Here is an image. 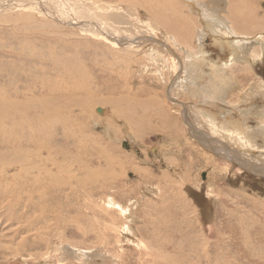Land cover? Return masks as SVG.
Wrapping results in <instances>:
<instances>
[{
	"label": "rangeland",
	"instance_id": "obj_1",
	"mask_svg": "<svg viewBox=\"0 0 264 264\" xmlns=\"http://www.w3.org/2000/svg\"><path fill=\"white\" fill-rule=\"evenodd\" d=\"M91 1L70 0V3L80 2L88 8L95 7ZM178 1L168 0L170 6H159L163 20H176L171 18L172 12L175 16L191 17L190 10L194 7H189V4H194L201 16L208 17L216 31H221L222 44L216 41L221 35L204 33L202 38L196 29H192L190 37L184 41L183 38L177 40L179 31L170 33L160 23L156 22V25L147 15L152 14L149 10L130 3V0H104L100 10L122 13L128 21L131 20L132 26L136 27L134 30L129 23L109 25L117 28L122 37L131 38L136 34L140 44H119L104 36L85 34L74 26L45 16L33 6L0 11V90L24 92L28 85L40 90L36 87L40 82L33 79L29 83L27 78L42 77L49 65L42 66L46 69L33 68L39 64L34 59L36 55L42 57L45 54L42 57L44 61H55L59 66L64 65L67 58H79L91 64L82 69L90 70L102 93L120 83L109 78L118 70L126 77L122 85L126 95L135 98L137 94L140 100L154 97L162 104L161 109L148 112V117L153 116L151 123L158 124L164 118L168 120L165 129L157 127L140 137L132 136L125 119L113 118L108 105L95 104L92 119L89 118L87 123L89 132L85 134L97 143L91 147V160L88 162L94 161V166L100 159L103 161L101 151L107 146L109 153L114 151L116 159L126 160V172L123 175L115 172L118 179L110 185V192L99 194L94 199L85 197L84 192L80 195L68 193L70 190L65 195L76 208L92 200L106 215L97 213L98 217H93V214L85 212L78 216L70 212L64 216L65 221L60 228V224H55L52 207L48 212L50 233L41 230V225L33 231H23L18 223L4 220L8 212L4 205L15 207L16 215L24 214L25 221L32 227L36 215L32 207H36L33 205L37 200L35 198L28 204L26 194L10 195L4 199L3 205L0 204V264H264V45L261 44L264 42V26H258L259 33L253 36L240 38L234 31H231L233 35H226L225 22L230 11H222L220 6L216 9L217 0H210L212 3L189 0L184 1V5L180 2L179 5ZM228 2L219 1L226 8L230 6ZM263 4L264 0H247L239 8L264 19ZM214 11L219 16H228L226 19L223 16L224 20L219 23L214 19ZM203 18L200 21L205 23ZM227 41L231 45L226 46ZM240 47L247 48L248 52H257V55L251 60H235L234 55L239 54L236 48ZM202 58L206 59L204 63L208 66L198 68L199 71L194 62H203ZM94 61L97 66L93 65ZM126 116L132 118L131 115ZM235 121L237 124L233 126ZM239 124L242 129L237 130ZM159 125L163 124L160 122ZM72 133L69 130L68 136ZM73 137L76 136L72 134ZM189 146L205 157L198 165L191 166L185 160L192 158ZM134 167L147 171V178L153 179L146 182L147 179L142 178ZM163 174L169 175L172 183L178 185L190 211L171 194L178 195L175 191L178 189L169 196L164 195L165 185L158 184ZM3 187L7 190L14 185ZM16 199H21L17 207L14 206ZM146 205L152 208L147 210ZM169 206L177 215L170 218L173 225L170 230L175 228L171 233L159 231L153 222L167 213ZM146 213L148 216L144 218ZM84 215H89L93 224L82 220ZM77 220L81 222L82 233ZM188 221L193 230L187 227ZM47 233L49 235L39 243L33 241ZM23 239H28L29 243L19 248Z\"/></svg>",
	"mask_w": 264,
	"mask_h": 264
},
{
	"label": "bare ground",
	"instance_id": "obj_2",
	"mask_svg": "<svg viewBox=\"0 0 264 264\" xmlns=\"http://www.w3.org/2000/svg\"><path fill=\"white\" fill-rule=\"evenodd\" d=\"M184 1L189 2V0H179L178 3L180 2L184 5ZM194 1H198L199 3H209L210 0ZM219 1L220 0H217L216 9L218 8V6H220L221 8H223L222 11H227V9H229L230 11L228 18V15H223L225 19L227 18V21L225 20V23H227L228 26L225 25L226 29H223L225 31L223 32L226 35H233L231 31H234L235 36L238 35L237 37L240 38L245 36H253L259 33L257 32L258 26H264V19H259L257 17L251 16L249 12H247V10H245L244 8L243 10H240L239 7L244 6L247 0H229V8H226V5L223 6L222 4H220ZM91 2L95 5V7L88 8L86 7V5H82V3L80 2L70 3V0H0V11H11L13 8L20 9L22 7L27 8L33 6V8H36L39 11L43 12L45 16H50L54 19L56 18L57 20L64 22L68 26H74L85 34H92L93 36H104L110 42L112 40L113 42H117L119 44L130 45V42H139V44L141 43L139 40L140 38L136 39L139 37H137L136 34L131 35V38L124 36L122 37L121 35H119L120 33L117 28L115 29L114 27H112V25H109V23H117L120 26L122 24L124 25L129 23L132 26V23H130L131 20L128 21L125 15H123L122 13H114V11L111 14L107 13V10H100V5H102L101 3H103L104 0L100 2ZM131 2L136 3V5L139 4L146 10H149V12H151L152 14L148 13L147 15H149V17H152L155 24L156 22L160 23L161 26H163L164 30L170 33H172V31H179L178 33H176L177 40H181L183 38L184 41L186 37H190L192 29H196L199 36L203 35L204 33H210L214 36L221 35L220 37L216 38V41L221 43V31H216L217 29H215V27L211 23V20L208 17L203 18V16H201L202 13L199 11L197 6H194V4H189V7H194V9L190 10L191 17H184L180 15L175 16L171 11V18L176 19L174 21H171L170 18H168L169 20H163V18H161L162 14L158 9L159 6L162 5L170 6L168 0H130V3ZM210 2L212 3V1ZM236 3H240V5H237ZM156 5L157 7H155ZM168 8L169 7H167V9ZM177 12L179 11L177 10ZM235 13L237 14L235 15ZM214 16H216V18L214 19H216L219 23L221 22V19L224 20L222 14L219 16V14L215 12ZM201 18L206 20V24L203 23V21H200L202 20ZM141 23L143 24L144 28L148 29L145 23ZM214 23L218 26V23H216L215 21ZM135 28L136 27L132 26V30H134ZM138 28H141V26ZM218 28L220 29L221 27ZM61 35H65V33ZM203 37L204 35L202 36V38ZM56 43L58 44V42ZM244 44L245 43H243L242 45L244 46ZM261 44L264 45V42H261ZM225 45L228 46L231 45V43L227 41ZM74 47L76 48V46ZM136 47L138 46H133V48ZM236 49L239 54L234 55L235 60L243 58L247 60L250 58L251 60L253 56L257 55V52H251V50L248 52L247 48L245 47ZM33 51L35 50L33 49ZM43 56H45V54H43ZM42 57L40 55H36L34 57L36 62H39V64L37 66H34L33 68L38 69L39 67H42L44 64H46L49 65L48 70L42 67L46 69V71H43L41 69L44 72L42 77L39 76L40 78H27L29 83L33 79L40 82L39 85L36 86L40 88V90L33 89L32 87L29 88V85L24 92L23 90L22 92L20 91L14 93L13 91H7L6 89L0 90V204L3 205L4 199H6L8 196H16L19 193L26 194L28 196V204L33 203L36 198L37 204L33 205L36 207H32L36 214L34 216L35 222L32 227L25 221L24 214L21 213V215H16L15 207H12L8 204L4 205L8 212L5 213L3 218L9 223H18L20 226L19 228H22L21 230L23 231H28V229L29 231H33V228L37 227V225H41V230H47L50 233V217H48V212L52 207L54 209L53 213L55 215V224H60V228L65 221L64 216L68 215L70 212L78 216H82L83 213L87 212L86 214H93V217H98V215H96L97 213H99L100 215L104 214L103 210H101V208L98 207L92 200H89V203L79 205L78 208L72 206L73 204L71 205L69 196L65 195L68 190H70V192L68 193L75 192L79 195L81 194V192H84L85 197L89 196L91 199H94L95 196L99 194H106L110 192V190L112 189L110 185L118 179L115 172H118L122 175L126 172V160H123L121 158L116 159L114 151L112 153H109L110 149H107V146L101 151V155H103L104 158L103 161L100 159L98 163H94V166H92V163L94 161L88 162L89 160H91L89 159L92 153L91 147L94 143H97V140L91 139V137L85 134L89 132L87 123L89 121V118L92 117V109H94L93 106L95 104L108 105L110 107L109 111L112 114L113 118L119 116L125 119V121H127V124H129L128 127L131 129L130 133H133L132 136L136 135L137 137H140L142 136V134L144 135L157 127H159L158 129H165L168 120H166V118H164V120L160 119V117L158 118L160 119L158 124L151 123L150 118L153 116L151 115L148 117V112L150 110L161 109L162 104L158 101V99L154 97L149 100H140L138 99L139 97L137 96V94L135 98H131V96L126 95L125 89L124 87H122L124 83L123 81L126 79V77L120 71L116 70L114 71L113 75H109L111 81L115 80L117 83L118 81L120 83L118 85L116 84L117 86L112 90H105V92L102 93V90L97 87L99 86L98 83L93 81L94 78L90 70L84 71L82 69L83 66H85V68L91 66V64L87 63V61L85 63L81 60H78L79 58H67V61L65 63L67 65L61 64L59 66L55 61H44L45 58ZM204 61H206L205 58L203 59V62H194V65H197L196 69L207 67L208 65L204 63ZM93 65L97 66V63L94 61ZM14 72L16 73V71ZM224 72L227 71L225 70ZM39 74H41V72ZM30 75L33 74H29V76ZM21 77L23 78V76ZM225 79L228 80V78ZM207 91L210 90L208 89ZM107 94H110V96H105ZM165 111L163 113H165ZM101 113H103L102 109ZM126 115H131L132 118ZM103 120L108 123L107 120ZM160 122L161 124H163L161 125V127L159 125ZM236 124L237 123L235 121V124H233V126H235ZM236 127L237 130L242 129L240 127V124ZM69 130L73 132L72 134L76 136L75 138H71L72 134L68 136ZM62 131H64V134H62ZM237 134H240V132L237 131ZM237 134L235 133V135ZM237 136L241 137L239 135ZM203 138H205V136H203ZM172 140L175 139L173 138ZM188 148H190V150H188ZM188 148L187 150L190 151L192 158H186L185 160L189 163V165H198L202 162L203 159H205L204 155L200 151H194V149L190 146ZM103 163L104 166H102ZM215 169L219 171V168ZM135 170L140 176H142V178L147 179L146 182L153 179H151V177L150 179L147 178V171L141 170L140 167H136ZM212 174L213 173H211V175ZM172 182L173 181L171 180V177H169V175L163 174L158 184L161 186L163 184L165 185L163 187L164 192H166L167 194H164L165 196H169L168 194L173 192L174 189H178L175 190L178 192V195H175L174 192L171 194L174 195L173 197L175 200L180 199V202L184 203L187 210L190 211V206L186 203L184 199L185 197H183L184 195H182V193L180 192L181 190L179 191L178 185H175V183ZM4 185H10L11 187L12 185H14V187H12L11 189H7V191L4 189ZM167 191H169V193H167ZM49 196H52L53 198L49 199ZM163 198L168 199L167 197ZM20 201L21 199H16V203L14 204V206L17 207L20 204ZM172 203L174 206H176L175 202ZM112 204L113 203H111V205ZM152 204L151 206L155 207ZM151 206L146 205L147 210H150L152 208ZM97 208L100 209V211H98ZM147 210H145V212ZM172 211L173 210L169 206L167 209V213L161 214L159 220L153 221L159 231L165 230L170 233L175 231V228L174 230H170L173 228V225L170 223V218L171 216H177L174 215ZM60 215L62 219L60 218ZM89 215H84L82 220L85 219L93 224ZM147 216L148 214L146 213V216L144 218H146ZM77 225L79 231L82 233L83 228H81V222L79 220H77ZM191 226V222L188 221L187 227ZM191 229L193 230V227H191ZM23 231L21 232L23 233ZM40 233L43 232L41 231ZM49 233H47L46 236L44 235V237H42L41 234L37 236V239H34L33 241H35V243H39L40 240L47 237ZM26 243H29V240L23 239L19 245V248H23ZM3 248H5V246Z\"/></svg>",
	"mask_w": 264,
	"mask_h": 264
},
{
	"label": "water",
	"instance_id": "obj_3",
	"mask_svg": "<svg viewBox=\"0 0 264 264\" xmlns=\"http://www.w3.org/2000/svg\"><path fill=\"white\" fill-rule=\"evenodd\" d=\"M263 7H264V4H263ZM124 146H128L127 144H124Z\"/></svg>",
	"mask_w": 264,
	"mask_h": 264
},
{
	"label": "crops",
	"instance_id": "obj_4",
	"mask_svg": "<svg viewBox=\"0 0 264 264\" xmlns=\"http://www.w3.org/2000/svg\"><path fill=\"white\" fill-rule=\"evenodd\" d=\"M244 39V38H243Z\"/></svg>",
	"mask_w": 264,
	"mask_h": 264
}]
</instances>
